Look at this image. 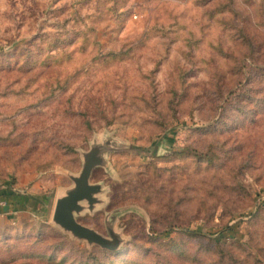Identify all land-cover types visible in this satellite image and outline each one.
<instances>
[{
	"label": "rangeland",
	"instance_id": "obj_1",
	"mask_svg": "<svg viewBox=\"0 0 264 264\" xmlns=\"http://www.w3.org/2000/svg\"><path fill=\"white\" fill-rule=\"evenodd\" d=\"M93 146L76 220L116 253L51 219ZM9 184L51 202L0 216V264H264V0H0Z\"/></svg>",
	"mask_w": 264,
	"mask_h": 264
},
{
	"label": "water",
	"instance_id": "obj_2",
	"mask_svg": "<svg viewBox=\"0 0 264 264\" xmlns=\"http://www.w3.org/2000/svg\"><path fill=\"white\" fill-rule=\"evenodd\" d=\"M112 149L93 146L83 154L81 171L78 175L70 177L72 186L55 197L51 215L53 224L73 238L108 251L118 249L121 242L119 236L111 231L108 237L103 236L80 224L76 216L82 215L83 212H93L102 202L99 197L102 193V186L98 183H90V178L94 169L103 166V154Z\"/></svg>",
	"mask_w": 264,
	"mask_h": 264
},
{
	"label": "crops",
	"instance_id": "obj_3",
	"mask_svg": "<svg viewBox=\"0 0 264 264\" xmlns=\"http://www.w3.org/2000/svg\"><path fill=\"white\" fill-rule=\"evenodd\" d=\"M4 196L6 197V200L10 203L11 205V212H7L5 210H0V213L3 214V216L5 215L6 219L5 220H9L12 217H15V215H17V213H21L24 214L26 207L27 206H31L32 208H35L37 206H41V202L37 201L34 202L32 200H29L27 198L18 196V194L14 193L13 195L11 194V191L9 190H4ZM42 201L44 202H48V204H50V199L48 197H43ZM54 201L55 199L52 200L51 203V209H50V213L52 215V210H53V205H54ZM43 207H46L45 205H43ZM14 215V216H13ZM7 217H9V219H7Z\"/></svg>",
	"mask_w": 264,
	"mask_h": 264
},
{
	"label": "built area",
	"instance_id": "obj_4",
	"mask_svg": "<svg viewBox=\"0 0 264 264\" xmlns=\"http://www.w3.org/2000/svg\"><path fill=\"white\" fill-rule=\"evenodd\" d=\"M9 190V191H11V193L13 192V193H15L13 190H12V188H9L8 187V185H4V186H2L1 188H0V210H5V211H7V212H11V205H10V203L6 200V198L5 197H3L4 195V190ZM262 193H263V191H262ZM258 200H259V202L261 203H263L264 202V194H261L259 197H258ZM0 216H3V214L2 213H0Z\"/></svg>",
	"mask_w": 264,
	"mask_h": 264
},
{
	"label": "trees",
	"instance_id": "obj_5",
	"mask_svg": "<svg viewBox=\"0 0 264 264\" xmlns=\"http://www.w3.org/2000/svg\"><path fill=\"white\" fill-rule=\"evenodd\" d=\"M8 187L11 188V187H10V184L8 185ZM260 195H261V194H260V192H259L258 195H257V197H259ZM3 197H5V196H3ZM5 198H6V197H5ZM41 205H45V202L43 201V204L41 203ZM259 209H264V202H263V203L261 202L260 207H258L256 210H254V212L257 211V210H259ZM106 251H107V250H106ZM118 251H119V250L116 249V250L110 251V253H116V252H118ZM102 252H103V251H102ZM102 252H101V253H102Z\"/></svg>",
	"mask_w": 264,
	"mask_h": 264
}]
</instances>
